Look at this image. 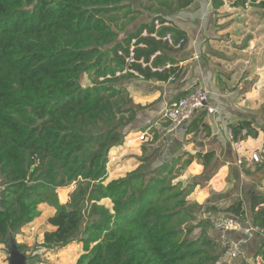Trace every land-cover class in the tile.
I'll list each match as a JSON object with an SVG mask.
<instances>
[{
    "label": "trees",
    "instance_id": "obj_1",
    "mask_svg": "<svg viewBox=\"0 0 264 264\" xmlns=\"http://www.w3.org/2000/svg\"><path fill=\"white\" fill-rule=\"evenodd\" d=\"M193 1L0 0V243L37 218L43 203L55 212L46 219L50 229L40 245L53 251L78 237L83 252L74 264H218L228 254L214 217L264 230V195L257 193L249 198L248 215L237 198L224 208L202 206L209 215L196 219L201 205L188 196L215 173L214 150L178 153L151 167L145 146L135 169L106 181L109 151L123 143L140 109L125 82L179 76L172 54L185 47L187 36L171 16ZM229 1L264 11V0ZM222 3L211 0L213 9ZM132 4L150 17L132 25L142 15ZM120 11L130 16L117 27ZM84 74L90 84L83 85ZM252 123L240 118L229 124L233 140L256 137ZM184 155L200 162L203 172L174 182ZM72 182L60 204L57 188ZM252 234L262 235L229 236ZM17 246L21 251L23 245ZM254 258L264 263V243L253 248Z\"/></svg>",
    "mask_w": 264,
    "mask_h": 264
},
{
    "label": "crops",
    "instance_id": "obj_2",
    "mask_svg": "<svg viewBox=\"0 0 264 264\" xmlns=\"http://www.w3.org/2000/svg\"><path fill=\"white\" fill-rule=\"evenodd\" d=\"M222 1L221 6L213 9L211 0H194L186 11L171 16L172 23L183 29L187 36L185 47L181 51L172 54L178 61V67L180 68L179 76L174 81H147L138 77L125 82L133 103L139 105L140 109L130 124L135 132H130L124 137L125 142H123V150L121 149L122 152L120 153V156H123L130 147L135 146L138 150L135 154L140 155L142 147L139 148L137 141L134 143V135L138 134L139 136V133L146 129L151 130L153 128L157 132H161V129H163V135H167L168 140L166 146H164L162 145L164 142L159 138V141L154 144L157 147L162 145L159 150L162 148L165 151H170V146H175L181 152L186 153H193L198 150L203 152L207 150L215 151L212 166L216 167V171L213 178L220 173L221 180L216 186L212 181L213 178H209L205 187L212 186V190L216 192H221L227 188V183L230 184V182H227L228 177H226L228 176V168L230 169L229 166L232 165L234 169L240 166L235 164L238 154L233 148V140L230 138L232 135L228 125L235 123L240 118H245L247 111H249L247 106L252 104L253 107L256 102L254 100H256L258 90H260L256 87L264 84V65L257 63L260 56H264V31H261V26L257 25L255 19L258 11L263 10L248 3L244 6H234L229 0ZM133 8H137V6ZM141 13L142 15L136 17L132 25L150 17L147 12L141 10ZM128 17L125 22H127ZM116 26L120 27L121 25ZM238 34H241L240 38H238ZM237 39L239 41H236ZM207 41H210L209 44L213 41L214 46L217 42L223 46L229 43L228 45L235 49L232 48L233 51H229L228 45H226L225 51L214 47L215 50L210 48L209 52L204 54L208 46ZM250 57H255L256 60H252ZM241 60L242 63H240ZM243 62L246 65H243ZM243 68L249 71L254 69L256 74L260 75L257 85L254 86L253 83V85L249 83L247 77H243L244 80L239 81L240 72ZM237 72L238 79L234 84L233 77L236 76L235 73ZM192 83L203 85L210 91L209 104L213 106L214 111L210 113L199 112L186 127L176 129L175 132H167L164 125L160 124V122L162 123V113L170 103L177 99L176 96L183 91L186 92L187 87ZM260 113H263L264 117V106L260 108ZM196 119L199 120L198 123L194 124L193 122L191 124ZM197 125L199 126L197 127ZM205 126H207L206 129H204ZM260 129L259 136L257 133L256 137L247 136V138L242 139V148L248 151H254L258 148L264 149V137H261L264 131L263 124ZM163 135L161 134L162 138H164ZM190 136L193 139H190ZM260 138H263L262 143H259ZM137 139L140 140L139 137ZM230 142L231 146L229 145ZM230 148H232L233 153ZM164 159H167V157H164ZM181 161L176 166L178 174L181 173V177H184L182 176L183 173L186 177V175H200L203 172V165L195 158H188L187 155H184ZM192 162L197 168L196 171H192L190 168ZM242 164H246V166L259 165L261 183V179L264 178V156L258 164L249 162V160L244 161ZM250 170L248 171L250 172ZM196 186L193 198L199 202V192L201 191V197L204 198L208 191H202L206 189L203 186ZM262 194L264 195V191ZM262 235H264V230ZM252 261L255 264V258Z\"/></svg>",
    "mask_w": 264,
    "mask_h": 264
},
{
    "label": "rangeland",
    "instance_id": "obj_3",
    "mask_svg": "<svg viewBox=\"0 0 264 264\" xmlns=\"http://www.w3.org/2000/svg\"><path fill=\"white\" fill-rule=\"evenodd\" d=\"M136 6H137L136 4H132V8L136 7ZM198 9H199V7H198ZM255 10H257V9H255ZM259 11H258L255 19H256L257 25L261 26V31L263 32L264 31V11H260V12ZM118 15H119V20L116 21V24L118 26H120L122 22H125L126 18L128 16H130L129 14H127L126 16H121V11L118 12ZM132 15H134V14H132ZM237 33H239V31H237ZM237 36H238V38H240L241 34H238ZM236 41H239V39H237ZM209 43H210V41H207L208 46H207V50H206V52H204V54L208 53L210 48L215 50L214 47H217V49H221L222 51H225L226 45L229 44V43H227L226 45L223 46V45H221V43L217 42V43H215V46H214L213 41H211V44H209ZM232 48L235 49L234 47H231L230 45H228L229 51H233ZM250 58H252V60H256L255 57H250ZM233 62L235 63V61H233ZM240 63H242V60L240 61ZM257 63L264 65V56H262V57L260 56ZM243 65H246V64L243 62ZM235 74H236V76L233 77V83L234 84L236 83V81L238 79V72ZM239 77H240L239 81L244 80L243 77H247V80L249 81V83H251V84L253 83L255 86L259 82L260 75L256 74L254 69L252 71H249L248 69L243 68V69H241ZM255 77H257V78H255ZM90 82H91L90 78L87 76V74H84L83 78H82L83 85L90 84ZM263 83H264V81H263ZM250 88H251V86H250ZM256 88L260 89V90H258V93L256 94V98H255L256 100H254L256 102L254 103L253 107H252V104L250 106L246 105L248 107L247 110H249V111H247V115L245 116V118L251 119L253 121L252 125L257 130V133L259 136V134H260L259 130H261L260 129L261 125L262 124L264 125L263 113L262 114L260 113V108L264 106V84H261L260 86H257ZM128 93H130V92L128 91ZM160 124H163L164 127L167 126V123H165V122H162V123L160 122ZM125 131H127V129H125ZM163 131L164 130L161 129V132H157L156 129L152 128L150 130V132H152L150 137L146 138L145 140H141V141L137 139L138 134L134 135L135 136L134 143H136V141H137L139 148L146 146L147 148L145 147V149H146L145 154H151V158H150L151 167L159 164L164 159V157L169 158L172 155L182 153L180 151V149L175 147V146H170V149H169L170 151H165L162 148H161V150H159L160 147H162V145L166 146V143L168 140V138H167L168 136L167 135L164 136ZM130 132H135V130H133V128L131 127L128 133H130ZM154 132L156 133V138H153ZM174 132H175V130H174ZM127 134L125 135V137L127 136ZM161 134L164 136V138L161 137ZM263 135H264V131H263ZM263 135H261V137H264ZM159 138L164 143L158 147L154 146V144L159 141ZM189 138L193 139L192 136H190ZM124 139H123V142H125ZM155 139H156V141H155ZM127 140L130 141L129 138H127ZM262 140H263V138H260L259 143H262L261 142ZM130 143H133V142H130ZM123 145H124V143H122L121 145H118L116 147H113L109 151V154H108L109 161L107 163L108 175H107L106 181L109 179L111 180V179H114L117 177L124 176L129 171L135 169L140 163L139 158L141 157L143 150L142 149L140 150V155L135 154V152H137L138 150L136 149L135 146H132L125 152V154H123V156H120V153L123 150L122 149ZM131 145H136V144H131ZM229 145L230 146L232 145L231 142L229 143ZM124 149H125V147H124ZM171 149H174V150H171ZM230 149H231V152L233 153L232 148H230ZM189 153L193 154L195 152H193V153L189 152ZM234 154H235V152H234ZM235 159H236V154H235ZM235 159H234V161H235ZM192 164L194 166L192 171H196L197 168L195 167L194 162H192ZM235 164L238 166L240 165V166L236 169H232V168L229 169L228 168V176H226V177H228L229 181H227V182H230V184H228L226 182L228 185V186L226 185L227 188H225L221 192H216V191L212 190V188H213L212 186H209V187L206 186L205 187L206 184L203 186L206 189H203L202 191H205V192L208 191V194L204 198H202L201 197V191L199 192V202L198 203H199V205H201V208L199 207V209L195 210L196 219H201V218L207 217L209 215L208 213H206L203 210L202 206L209 204V205H216L220 208H224L229 203H231L234 199H237V198L244 200V206H245V209H247L246 210L247 215L249 214V209H248L249 198H250L251 194H255V193L262 195V193L264 191V178L261 179V183H260V176L261 175H260V166L259 165L246 166V164H238L237 162ZM146 169H149V168L147 167ZM249 169H251V170L253 169V170L252 171L250 170V172H249L248 171ZM210 171H212V170L210 169ZM174 174L177 175V177L173 180L174 182H177L179 180H181L183 182H186L187 180L191 181L192 178L196 176V175L195 176L186 175V177H187L186 178L184 173H183L182 176H184V177H181L180 176L181 173H180V175L178 174L177 168L174 169ZM214 175L215 174H213L210 178H213ZM219 180H221L220 173H218L213 178L212 181L217 186L219 184ZM74 183L75 182H72L71 185L67 186L66 191L70 192L74 188ZM1 188H2V185L0 183V189ZM196 188H197V186L194 188L193 192L188 196L191 199L195 195ZM57 193H58L57 196H58L59 203L60 204L64 203L65 200L62 201L59 198L61 192L58 191ZM192 200H194V198ZM196 200H194V201H196ZM104 202L107 204L108 200H105ZM39 209H40L41 213L37 218H35L29 224L22 226L20 229H18L17 232L12 234L16 243L23 245L21 251L24 252L26 255L32 256L30 261H29V264H74L76 259L78 258V256L83 252L82 244H81V242H79L78 237H77V239L72 241L71 244L64 246L62 248H58V249L53 250V251L45 252L43 247L40 245L42 243V240H43V232L45 230L50 229V226L47 225L46 219H47V217L51 216L55 212V209L46 203L40 204ZM219 213H221V212H219ZM217 214H218V212H217ZM215 215L212 214L211 218H213ZM244 222L247 223L248 221L246 220ZM197 231H198V229H196L195 232H197ZM8 238H7V240H8ZM237 238L241 242L244 243V245L241 249V253L235 259H232L231 257H228L225 253H223L222 257L218 260V264H254L252 261V259H253V248H255L256 246H258L259 244L264 242V235H256V234H254V235L253 234L252 235H239V236H237ZM8 255H9V251H8L7 246H6V243H0V264H8Z\"/></svg>",
    "mask_w": 264,
    "mask_h": 264
},
{
    "label": "built area",
    "instance_id": "obj_4",
    "mask_svg": "<svg viewBox=\"0 0 264 264\" xmlns=\"http://www.w3.org/2000/svg\"><path fill=\"white\" fill-rule=\"evenodd\" d=\"M155 24H157V21H155ZM164 39L171 42L169 35ZM182 42L183 39H180L178 43L174 44V48H180ZM126 60H131V58H126ZM116 74H119V72H116ZM209 97L210 91L205 86L196 83L190 84L186 89V93L179 99L170 103L162 113V122L167 123V126H165L164 129L167 132H172L185 126L201 110H206V112L209 113L213 112L214 108L209 104ZM244 133L245 131H243V134ZM151 134L152 132H150V129H146L139 133L138 137L140 140H145L146 137L149 138ZM230 138L233 140L232 136H230ZM242 143V139L233 140V148L238 154L237 163L242 164L246 160H249V162L252 163H259L264 156V149L258 148L254 151H248L247 149L242 148ZM66 190V187H58L56 190V192H63V194L66 195L64 203L67 202L69 196V192ZM213 227L217 231L218 240L226 245V251L229 257H236L241 253L240 241L234 236L230 237V233L246 234L250 231H259L260 233H263V229L258 226L244 225L231 216L223 215H218L213 218ZM255 264L264 263L260 258H256Z\"/></svg>",
    "mask_w": 264,
    "mask_h": 264
},
{
    "label": "water",
    "instance_id": "obj_5",
    "mask_svg": "<svg viewBox=\"0 0 264 264\" xmlns=\"http://www.w3.org/2000/svg\"><path fill=\"white\" fill-rule=\"evenodd\" d=\"M6 246L9 251L8 264H27V255L18 249L17 243L11 233L6 241Z\"/></svg>",
    "mask_w": 264,
    "mask_h": 264
}]
</instances>
